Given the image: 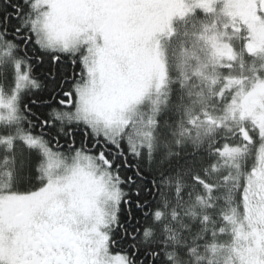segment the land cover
Here are the masks:
<instances>
[{"label": "snow or ice", "instance_id": "obj_1", "mask_svg": "<svg viewBox=\"0 0 264 264\" xmlns=\"http://www.w3.org/2000/svg\"><path fill=\"white\" fill-rule=\"evenodd\" d=\"M0 264H264V0H0Z\"/></svg>", "mask_w": 264, "mask_h": 264}, {"label": "trees", "instance_id": "obj_2", "mask_svg": "<svg viewBox=\"0 0 264 264\" xmlns=\"http://www.w3.org/2000/svg\"><path fill=\"white\" fill-rule=\"evenodd\" d=\"M45 67H47V65H45ZM38 72L41 71L40 69L37 70Z\"/></svg>", "mask_w": 264, "mask_h": 264}]
</instances>
